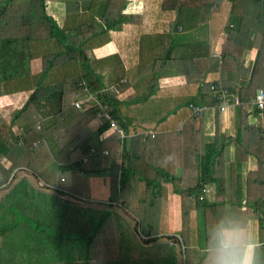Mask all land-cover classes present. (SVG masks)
I'll list each match as a JSON object with an SVG mask.
<instances>
[{
    "label": "trees",
    "instance_id": "1",
    "mask_svg": "<svg viewBox=\"0 0 264 264\" xmlns=\"http://www.w3.org/2000/svg\"><path fill=\"white\" fill-rule=\"evenodd\" d=\"M63 2L65 13L57 18L45 12L44 0H0V38L23 35L26 42V59H34L36 62L30 73L16 78L11 87H8L9 81L5 82L6 89L14 90L20 85L29 88V93L18 108L0 112V185L7 180L10 170L17 165L27 166L30 172L35 176L39 175L43 182L52 181V170L43 171L40 165L48 161L53 169L70 171L69 190L64 188L66 192L77 197L87 196V175L98 170L94 168L95 161L106 158L101 149L96 147L98 143L103 144L96 137L106 129L108 120L103 116H95V112L100 109V103H106L108 115L121 126L124 135V161L119 163L117 187L113 185L109 193V198L115 200L119 206L125 207L127 204L128 198L122 195V189L131 178L130 172L137 168L140 160L144 165L151 163L148 157L144 158V154L139 152V146L135 153L127 149L128 140L132 137L142 139V151L144 148L156 150V143L160 138H164L168 145L176 139L181 157L199 156L200 162L202 159L200 173L193 176L192 172V175L186 178L184 186L177 184L179 179L176 176L169 177L178 193L182 196L185 192V195L192 196L194 203L192 208L181 209L182 224L179 237L184 244L185 228L194 227L192 234L197 232L198 237L202 230L201 224L197 223V219L202 218V183L208 179L212 180L215 196L221 195L219 191L220 187L224 186V181L237 185L238 176L232 173V166L238 165L248 152L255 157L256 168L254 172L248 173L247 183L261 189L254 194L253 202L264 203V116L261 125L248 122L244 109L247 97L253 95L257 87L261 88L264 99V0H141V7L136 12L121 11L125 0ZM199 21L205 22L207 26L209 52L218 33L224 32L217 54L204 55L199 51L196 42L179 40L185 30L196 26ZM117 24H124L125 32L117 33ZM108 40L124 47L119 45L116 51L99 58L88 56L85 50L87 47ZM251 45L255 47V52L247 70L246 80L235 86L236 77L241 73L238 57L244 47ZM124 52L127 56H122ZM147 60L151 68L150 79L146 82L145 95L137 96L138 88L141 89V86L137 87L141 66ZM108 62L114 64L109 76L107 73L104 76V71L99 70ZM164 63L167 68L163 67ZM98 65L101 69L96 70ZM210 70L216 71L217 79L203 81V75ZM161 73H182L184 81L173 87L158 88L155 78ZM114 80L118 81L117 84L114 83L117 90L111 92L106 85ZM221 88L235 91L237 97V101L231 105L233 149L231 159L227 162L229 171L226 173L222 170L220 162V153L225 142L223 138L217 146L213 142L200 144L201 152L197 155V139L201 138L200 122L197 128H192L195 115L190 107L191 104L210 105L219 113L222 109L218 106L216 94ZM2 90L0 84V91ZM53 91H57V106L51 113L43 116L38 111L40 100ZM88 92H93L96 100L83 97ZM158 95L160 96L157 97ZM77 96L81 98L78 108L69 102ZM29 102L32 105L31 110L39 115L31 116L24 111ZM152 104L160 107L162 105L163 110L144 115L142 111ZM249 104L254 111L261 110L250 101ZM136 107L141 111H135ZM90 120L93 122V130L82 136L80 129ZM36 124L38 126H35ZM151 128L155 133L146 131L144 136H141L140 130ZM214 128L216 130L215 124ZM184 140L192 141V144L186 146ZM74 146H79L82 150L83 160L68 159V150ZM90 146L93 147L92 150L89 149ZM168 153L167 150L166 156ZM157 166L155 168L160 169ZM145 177L142 173L141 178ZM185 200L191 202L189 198ZM60 201L62 202L59 198L46 197L40 190L20 178L0 196V216L6 217L2 209L4 206L9 214L16 203L17 209L24 211L23 215L18 212L19 217H23V221H18L29 226L30 222L27 220L32 217L37 224L36 230L47 234V228L56 227L50 223L49 215L51 212L56 214L57 209L53 207L54 204L59 205ZM63 202L67 204V200ZM40 207L45 210L42 212ZM72 208L80 218L75 222L74 217L67 216V223L64 219L60 220L57 227L62 228L56 229L58 233L69 232L80 236L81 255L79 262L76 261L75 264H171V244L167 248L170 254L158 246V249L164 252V255L160 256L152 250L154 247L144 248L140 243L133 241L127 225L121 219L118 222L119 217L116 214L102 208ZM72 208L70 211L73 212ZM65 209L69 210V206ZM151 210L154 220L164 211L156 206ZM188 217L194 219L193 224L184 223ZM110 220H113V223L107 227ZM4 222L0 223V234H5L10 227ZM152 224L147 240L153 239L158 231L165 229L155 222ZM106 233L113 234L115 238L112 242L107 241L110 248L113 244V251H116L114 254L103 252L107 244L100 238ZM123 247L124 254H121ZM259 253L264 260V246L260 248ZM5 255L9 256L8 253L0 252V264H9L3 259ZM66 257L64 264L71 263V258ZM20 261L16 260L17 264H22Z\"/></svg>",
    "mask_w": 264,
    "mask_h": 264
},
{
    "label": "crops",
    "instance_id": "2",
    "mask_svg": "<svg viewBox=\"0 0 264 264\" xmlns=\"http://www.w3.org/2000/svg\"><path fill=\"white\" fill-rule=\"evenodd\" d=\"M44 1L45 12L47 14L51 16L58 15L60 17L61 14L59 12L65 13V10L63 9L64 6L61 7V4L64 3L63 0ZM124 8L125 7L123 5V8L121 9L122 12L139 11V9L129 10ZM117 25H119L117 26V33L125 32L124 24ZM206 27L207 26L205 22L199 21L196 26L185 30L183 32L182 38H180L179 40L181 42H196V44H198L199 51H201L204 55H210L211 53L217 54L221 47L224 32L220 31L218 33L217 38L213 44V48L211 52H209L207 45L208 33ZM17 37H19L20 39H24L23 43L20 44V49L23 48V51L26 50V42L23 35L2 37L0 38V41H3L4 39H15ZM119 45L122 46L121 44L115 43L112 40H108L96 46L87 47L85 50L87 51V54L90 58H99L101 56L108 55L113 51H116ZM254 52L255 47H253L252 45L243 48L242 54L238 57L239 64L241 65V73L236 77L235 86L241 85V82H244L246 80L247 70L249 68V64L253 59ZM124 54L125 52L122 56H124ZM23 55V61L20 64H23L25 66L24 71L23 69H21L20 72H17L16 74L14 73L12 76L8 75V72L0 73V84L1 87H3V90L0 91V112H7L13 108H18L25 101L26 96L29 93V88L26 89L24 87H20V85L16 86L14 90H11V88H5V82L9 81L10 85H8V87H11L13 85L12 82L16 78L29 74L33 67L36 65L34 59H30L29 61L26 59L25 51ZM119 56L122 57L121 55ZM125 56H127V54H125ZM113 64L114 62H108L107 65L99 71H104V76L106 75V73L109 76V71H111V67ZM115 64H117V62H115ZM163 67L167 68V64L164 63ZM95 69L98 70L101 68L98 65L95 67ZM150 70L151 68L149 65V61L147 60V62H143V65L141 66V73L139 74L140 81L137 84V87L141 86V89L138 88L139 92L136 93L137 96L145 95L146 82L148 81V79H150ZM242 72H244V74H242ZM214 79H217V73L214 70L207 71L203 75V81L208 82ZM155 80L158 88H169L181 84L184 81V76L182 73H161L160 75L156 76ZM114 83L117 84L118 81L114 80L112 83L106 85V88H108L111 92H116L117 90ZM56 93L57 91L50 92L40 100L41 105L38 108L39 114H43V116H46L56 108ZM159 96L160 95H158L157 97ZM250 96L247 97V101H245L244 103V109L246 110V120L248 122H254L257 125H261L264 112H262V110H253L248 101V98H250ZM77 98L80 97H73L69 100V102L72 104V101ZM31 109L32 105L29 102L24 108V111L31 116H33L34 114H38V112ZM124 109H126V107ZM161 110H163L162 105L160 107L157 104H152L148 109L142 112H144V115L147 116V114L153 111L159 112ZM135 111L138 112L141 110L139 109V107H136ZM199 114L200 115H196L197 117H193L192 127L197 128L200 122L201 138L197 139V144L199 147L197 155L201 152L200 144L204 142H213L217 146L223 138V141L225 142L223 143V150L220 153V162H222V170L226 173V171H229L227 170V162L231 159L233 149L231 139L233 106L222 109L218 113L215 112L212 106L202 105L201 113ZM214 124L216 126V130L214 128ZM35 126L38 125L36 124ZM92 130L93 122L92 120H90L87 124H85V126L80 129V133L82 136H85L89 133V131ZM146 131L155 133V130L153 128L143 129L139 132L142 133L141 136H144L143 134H145ZM123 136L124 135L117 136L115 132L109 130H103L102 132L97 134V140H99L103 144L100 145V143H98L96 147L98 149H106V154L102 153L101 151V153L105 155L106 158H99L98 161H95L94 168H98V170L87 175V186L85 188L87 196L85 197H77L75 195H72L71 193L66 192L65 189L69 190L70 171L59 170L55 168L53 169L52 164L48 161H45L40 165L43 171L52 170V181L48 180L46 182H43L40 179L39 175H33L30 172V169L27 168V166L17 165L10 170L5 182H8L10 178L12 179L13 177H16V180H14V182L12 183L14 184L18 181V179L23 178L34 188L40 190L43 194H45L46 197H55L61 199L62 202H58L59 205L54 204L53 208L57 209L56 214L53 215V213L51 212V214L49 215L50 223H53L56 226L59 224L58 220L68 218L67 216L74 217L75 222L78 218H80L77 212L74 211V208H72V206H85L96 209L102 208L116 214V216L119 217L118 222L121 219L127 225V228L129 229L131 234V239H133V241L137 242L138 244L140 243L144 248L147 247L148 249H150V247H154L152 249L154 252L156 251V253L160 256L164 255V252L161 249L168 252L167 248L170 244L167 242V239L169 237H173V239L176 240V237H178L181 233V209L183 207H194L192 196H188V194L185 195V192L181 196L175 188L176 186H173V184L171 183L169 177L170 175L176 176L179 179L177 184L180 187H182L181 184H183L184 186V184L186 183V178L190 177L189 175H192V172L193 176H196L200 173L202 168V159L200 162L199 156L195 158H193L192 156H185V158H183V156L181 157V153H179L177 149L179 144L176 139H174V141L169 143L168 145L164 138H160L156 143V150L152 151L151 148H148V150L144 148V151H142L140 146L142 139H137L134 137L130 138L128 140L127 149L135 153L139 146V152H142L144 154V158L148 157L151 160V163L149 165H144L140 160L137 163V168H134V171L130 172L131 178L124 184V187L122 189V195H125L128 198V200L126 199L127 204L125 207H121L115 200L109 198V193L113 185L115 186V188L117 187V172L119 163L121 161H124V157L122 155ZM189 143L192 144V141L184 140V144L186 146ZM167 150L169 151V153L166 156ZM67 157L69 160H83L84 154L79 146H74L68 150ZM216 158L218 160V155L216 156ZM154 163H156L158 166ZM237 164L238 165L234 164L235 167L232 166V173L238 176V184L231 185L228 181H224V186L220 187L219 191L221 195L215 196L216 191L212 180L208 179L202 183V218L197 219V223L201 224L202 226L200 236H197V232L192 234L193 230H195L194 227L193 229L185 228V232L183 233L184 236H186L184 240L185 244L181 239V246H179L178 243H171L173 247V255L171 254L173 260L171 261V264H206L205 249L208 243L209 231L222 218L233 217L245 222L249 231L253 235L258 234L259 239L262 242L264 241V203L260 204L259 202H253L254 194L261 189L253 184L249 185V182L247 183L248 173H251L252 171L254 172L256 168L255 157L248 152ZM155 166L160 167V169H156ZM142 173L143 175H146L145 179L141 178ZM225 176H227V174H225ZM150 177H154V179H149ZM12 184H10V186ZM188 198L191 199V202L185 200ZM247 198L248 201H246ZM65 200H67V204L63 202ZM66 205L69 206V210L65 209V207H67ZM155 206L164 210L158 214L159 216L156 218V220H154V213L151 210L153 207L155 208ZM71 208L73 212L70 211ZM184 221V223L187 224L194 223V219L191 217H188V219H185ZM152 222H155L160 226H164L165 229L158 231L159 233H156L153 239L147 240L146 237H148L147 234L149 233V227L153 225ZM112 223L113 220H110L107 223V227H110ZM133 224H136L137 228H140L141 238L137 233L135 234L132 227ZM41 233L43 234L42 231ZM52 233L44 234L42 237L31 234L28 235V244L26 247H24L25 250L20 251L18 255V245L16 243L11 242V244H6V242L9 241L8 238H0L1 251L5 254L8 253V255H11V257L22 256L26 258V260L23 259L25 261L24 264H51L52 262H54V264H64L65 260H67L66 256L71 258V263L69 264H75L76 261L79 262L78 259H80L81 255L79 242L80 236H78L77 234H70L69 232H60L57 235H52ZM51 236L55 238V243L52 245L48 244V242H50L51 240ZM37 239L38 242H41L40 245L37 244ZM100 240L105 241L107 244V241L112 242L115 240V238L113 237V234L110 233L109 235V233H106V235L102 236ZM38 246L42 247L43 254H41L40 250H37V252H35V248H37ZM158 246H161V249H158ZM67 247L69 248V250ZM113 249V244H111V248L107 244L103 252H107L106 254H114L116 253V251H113ZM123 250L124 247L122 251H120L121 254H124ZM168 253L170 254V251Z\"/></svg>",
    "mask_w": 264,
    "mask_h": 264
},
{
    "label": "rangeland",
    "instance_id": "3",
    "mask_svg": "<svg viewBox=\"0 0 264 264\" xmlns=\"http://www.w3.org/2000/svg\"><path fill=\"white\" fill-rule=\"evenodd\" d=\"M140 2H141V0H125L124 7L126 9H129V10H138L141 7ZM62 6H64V3L61 4V7ZM59 13L61 15L63 14L62 12H59ZM57 16H55V17H57ZM23 40H24L23 38L20 39L19 37H17L15 39H10V40L4 39L3 41H0V73H7L8 72V75L12 76L14 73L16 74L17 72H20L21 69H23V71L25 70V66L23 64H20L23 61V56H24L23 54L25 51V50L23 51V48L20 49L21 48L20 44L23 43ZM257 88H259V87H257ZM261 110H262V112H264V108H262ZM14 180H16V177L15 178L13 177L12 179L10 178L8 182L2 183L0 185V196H2V194L4 193L2 191H5L6 189H8L10 187V184H12L14 182ZM81 200H83V199H81ZM14 205L15 206H13L12 210H11L12 212H10L12 215H10V213L7 214L6 206H4V208H2L5 212L4 216H6V217L2 218V216H0V223L2 221H5L4 223L10 225V227L7 228V232L5 234H0V238L3 239L5 237H7L10 242L8 241V242H6V244H11V242L16 243L18 245V251H17V255H18L20 251L25 250L24 247H26L28 244L27 243L28 235L31 234V235L42 237L44 234H42L40 230H36L37 224L32 219V217L29 220H27L28 222H30L29 226L28 225L25 226V224L19 222V221H23V219H21L23 217H19V214L23 215L24 211L22 212L21 210L17 209L18 207H17L16 203ZM40 209L42 210V212L45 210V208H43V207H40ZM31 211H35V210L31 209ZM18 212H19V214H18ZM58 221L60 222V220H58ZM63 221H66V223H67L66 218H64ZM56 227H54V228L52 227L51 229L47 228V233L54 232V233H52V235L53 234L57 235L58 230L62 227H57L58 230L56 229ZM132 227H133L135 234L137 233L138 236H140V238H141L140 228H137L136 224H133ZM47 236H49V235H47ZM54 240H55V238H53L51 236V240H50L51 243L48 241L47 242H48V244L52 245L55 243ZM36 242H38V239L36 240ZM37 244L40 245L41 242H38ZM37 250L38 251L40 250L41 254H43L42 253V247L38 246L37 248H35V252H37ZM0 252L3 253L1 251V243H0ZM3 254H5V253H3ZM3 259L5 260V262L8 261L7 263H9V264H17V262H16L17 259L19 261L21 259L26 260V258H24L22 256L11 257V255L3 257ZM0 262H1V260H0ZM20 262H22V264H24L25 261L22 260Z\"/></svg>",
    "mask_w": 264,
    "mask_h": 264
},
{
    "label": "clouds",
    "instance_id": "4",
    "mask_svg": "<svg viewBox=\"0 0 264 264\" xmlns=\"http://www.w3.org/2000/svg\"><path fill=\"white\" fill-rule=\"evenodd\" d=\"M264 242L247 224L233 217L220 219L209 231L206 264H264L259 250Z\"/></svg>",
    "mask_w": 264,
    "mask_h": 264
},
{
    "label": "built area",
    "instance_id": "5",
    "mask_svg": "<svg viewBox=\"0 0 264 264\" xmlns=\"http://www.w3.org/2000/svg\"><path fill=\"white\" fill-rule=\"evenodd\" d=\"M83 97L93 98L94 100H96L94 98L93 92H88L85 95H83ZM216 97L218 99V106L221 109L230 107L233 103H235L237 101L236 94L234 92H232V91H228L226 88H221L217 92ZM80 99L81 98H77V99L73 100L72 104L75 107H79L80 106V103H79ZM249 101L251 103H253L259 109L264 108V99H263V93H262L261 88H256L255 89V92L253 93V95L250 96ZM190 107H191V110H192V114L196 116V115H198V112H199V110L201 109L202 106L201 105H196V104H191ZM106 108H107L106 107V103H100V109L95 112V116H97V117L98 116H103V118H107L108 124H107V127H106L105 130L113 131V132H115L117 134V136H122L123 135V131L121 129V126L119 124H117L115 119H113L112 117H110L108 115ZM92 149H93V147L91 146L90 150H92ZM101 151L103 153H105L106 149L102 148ZM167 242L169 244H171V243H176L177 244L178 243V245L181 246V241H180L179 236L176 237V240L173 239V237L172 238L169 237L167 239Z\"/></svg>",
    "mask_w": 264,
    "mask_h": 264
}]
</instances>
